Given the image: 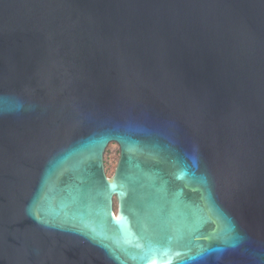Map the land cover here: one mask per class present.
I'll list each match as a JSON object with an SVG mask.
<instances>
[{
    "label": "water",
    "instance_id": "95a60500",
    "mask_svg": "<svg viewBox=\"0 0 264 264\" xmlns=\"http://www.w3.org/2000/svg\"><path fill=\"white\" fill-rule=\"evenodd\" d=\"M0 264H264V0H0Z\"/></svg>",
    "mask_w": 264,
    "mask_h": 264
},
{
    "label": "rangeland",
    "instance_id": "374dc122",
    "mask_svg": "<svg viewBox=\"0 0 264 264\" xmlns=\"http://www.w3.org/2000/svg\"><path fill=\"white\" fill-rule=\"evenodd\" d=\"M119 159V149L116 144H109L104 154L105 172L108 177L113 175Z\"/></svg>",
    "mask_w": 264,
    "mask_h": 264
},
{
    "label": "flooded vegetation",
    "instance_id": "af4514ba",
    "mask_svg": "<svg viewBox=\"0 0 264 264\" xmlns=\"http://www.w3.org/2000/svg\"><path fill=\"white\" fill-rule=\"evenodd\" d=\"M115 206H116V202H115Z\"/></svg>",
    "mask_w": 264,
    "mask_h": 264
}]
</instances>
